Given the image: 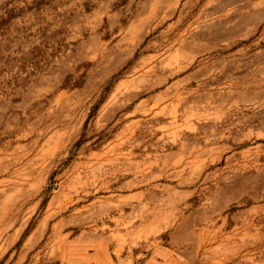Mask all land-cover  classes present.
I'll return each instance as SVG.
<instances>
[{
  "label": "rangeland",
  "instance_id": "rangeland-1",
  "mask_svg": "<svg viewBox=\"0 0 264 264\" xmlns=\"http://www.w3.org/2000/svg\"><path fill=\"white\" fill-rule=\"evenodd\" d=\"M0 264H264V0H0Z\"/></svg>",
  "mask_w": 264,
  "mask_h": 264
}]
</instances>
